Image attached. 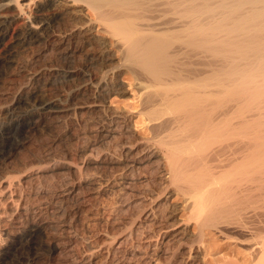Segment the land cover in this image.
I'll use <instances>...</instances> for the list:
<instances>
[{
    "label": "bare ground",
    "instance_id": "6f19581e",
    "mask_svg": "<svg viewBox=\"0 0 264 264\" xmlns=\"http://www.w3.org/2000/svg\"><path fill=\"white\" fill-rule=\"evenodd\" d=\"M17 26L39 43L37 58L51 51L54 59L24 75L3 111L6 125L27 114L38 116L27 123L32 129L46 116L88 115L119 152L120 159L108 154L103 162L122 164L123 194L139 189V199L124 205L139 207V214L129 217L102 264H201L200 251L213 248L209 233L244 250L231 251L221 264H240L241 257L264 264V0H0V49ZM75 61L83 70L59 64ZM25 70L17 68L9 84ZM40 76L77 85L22 113L18 104L36 92L31 84ZM124 84L138 91V117L150 138L134 142V116L106 110V98L124 93ZM75 187H66L63 202ZM181 210L185 218L176 222ZM52 213L54 221L68 215L62 207ZM26 229L44 237L56 228L40 221ZM69 229L51 234L48 254L94 264L93 249L89 256L73 250Z\"/></svg>",
    "mask_w": 264,
    "mask_h": 264
},
{
    "label": "rangeland",
    "instance_id": "374dc122",
    "mask_svg": "<svg viewBox=\"0 0 264 264\" xmlns=\"http://www.w3.org/2000/svg\"><path fill=\"white\" fill-rule=\"evenodd\" d=\"M11 32L13 35L7 37L6 47L0 49V264H71L70 259L63 262L60 260L61 256L51 257L45 244L54 236L51 234H61L60 227L66 224H70V236L74 239L73 250L77 254L89 256V250L93 249L94 264H102L106 261L107 250L112 251L114 241L127 231L129 217L132 219L139 214L137 206L131 209L124 207L128 198L131 202L134 196L138 195L139 191L136 190L139 189L129 197L123 194L121 183L125 170L122 169V164L109 165L103 162L108 154L120 159L119 152L114 149L113 141L99 136V131L96 132V128H93L88 115H79L77 119L50 115L40 119L32 129L27 127V123L36 120L38 116L36 114L34 118H29L27 114L12 125H6L10 123L3 111L10 107L21 82L25 80L24 75L39 72L44 65H48L47 63L52 65L54 59L51 51L37 58L40 45L25 37L21 26L14 27ZM59 64L73 71L83 70L81 61ZM21 65L26 70L14 77L15 83L9 84V78L13 73L16 74ZM48 77H37L31 84L36 92L22 96L24 100L18 104L22 113L35 110L40 99H51L57 91L59 95H63L65 91L68 93L77 85L74 80L52 81V78ZM128 78L122 76V81L130 84ZM124 86V93L110 94L106 98V110L110 113H130L134 116V142L150 138V131L142 125V120L138 117L140 100L135 95L138 91L132 86L130 90L129 86ZM258 134L259 132L254 130L253 137ZM66 185L76 187L71 199L63 202ZM138 199L135 196L134 201ZM170 200L172 206L181 205V201L175 196ZM57 207H62L68 215L54 221L52 212ZM184 218L185 213L181 210L176 215V222ZM40 221L59 231H47V236L44 237L30 236L25 232L29 223ZM188 231L192 235L194 225H190ZM114 237L115 239H112ZM205 237L213 248L207 253L200 251L201 264H221L231 251H244L240 247L228 246L216 234L209 233ZM116 254L115 263L122 260V255ZM244 259L245 257L240 258V264H247V259ZM136 261L130 264H139L140 261Z\"/></svg>",
    "mask_w": 264,
    "mask_h": 264
}]
</instances>
